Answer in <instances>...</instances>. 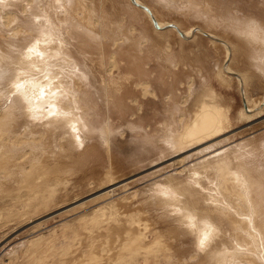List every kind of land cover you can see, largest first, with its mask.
Listing matches in <instances>:
<instances>
[{"label": "rangeland", "instance_id": "rangeland-1", "mask_svg": "<svg viewBox=\"0 0 264 264\" xmlns=\"http://www.w3.org/2000/svg\"><path fill=\"white\" fill-rule=\"evenodd\" d=\"M27 2L34 10H28L29 21L22 9ZM139 2L156 21L169 25L155 30L144 10H134L129 0H77L80 6L73 11L86 24L73 19L70 11L42 8V0L0 4V15L17 14L22 19L18 23L6 19V27L0 20L3 53L20 27L31 24L42 29L39 15L47 9L51 27H61L71 57L68 62L77 63L75 67L70 62L74 68L62 63L70 76L66 78L91 99L96 110L92 125L100 127L108 121L112 132L108 145L95 132L75 151L70 150L67 135L59 133L53 140L51 133L46 134L41 138L49 139L45 150L42 147V165L29 158L38 167L29 165L8 181L0 175V264H214L212 257L221 262L222 255L223 264H264V75L249 58L254 46L219 21H205L190 10L164 7L155 0ZM180 2L184 1L176 3ZM193 2L215 19L222 9L264 24V0ZM189 30V38H183ZM21 37L18 44L28 46L38 36ZM229 55L228 66L234 73L225 75L222 64ZM11 76L7 72L3 77ZM203 94L213 97L215 102L207 104L215 105L213 115L219 116V123L224 121L223 131L196 147L204 150L200 155L197 149L178 155L171 143H176L187 116L196 118ZM1 95L2 86L0 118L9 104ZM12 110L9 120L18 114L15 107ZM23 119L28 125L46 120ZM19 120L12 121L14 135L23 131ZM32 130L41 132L42 127ZM182 158L185 164L180 168L174 161ZM221 164L237 165L249 181L241 188H250L252 205L260 213H255L259 216L254 225L242 193L219 192L220 177L213 174ZM5 166L7 162L0 165L1 174ZM8 168L17 171L15 166ZM219 205V212L214 211L212 207ZM181 214L192 230L197 231L198 225L204 228V233L200 231L206 235L205 246L185 228L187 220L182 223Z\"/></svg>", "mask_w": 264, "mask_h": 264}, {"label": "bare ground", "instance_id": "bare-ground-1", "mask_svg": "<svg viewBox=\"0 0 264 264\" xmlns=\"http://www.w3.org/2000/svg\"><path fill=\"white\" fill-rule=\"evenodd\" d=\"M24 1L25 0H0V4L21 5ZM139 1L129 0V3H130L129 6L133 9L141 8V11L144 10L146 15L149 16L150 22L153 23L152 25L154 26L155 30L158 31L161 29H165V27L169 25V23L160 24L158 21H156V18L153 15V13L150 11V9L145 7L146 5L144 6ZM183 1L184 2H180V4H177L176 3L177 0H155V2H157L160 5L162 4L164 7L174 6L177 9H186L187 11L190 10L194 16L197 17L198 15L199 17L203 18L205 21H208V20L211 22L219 21L222 23L223 26H228L230 31L235 36L242 38L248 45L250 44L258 48L261 51L262 54L256 55V52L253 47L254 52L249 56V58L251 60L252 65L255 66V68L258 69V71H260L264 75V24L260 23L259 21L253 18H247V19L237 18L227 12L222 11V9H221L222 15L219 18L215 19L208 9L203 10V9L198 8L196 4L193 2L194 0H183ZM42 2H43L42 8L45 5H47L48 8L54 9L56 13L58 9H60V11H63L64 13H67L70 11L73 19H76L77 22L80 21L82 24L85 23L84 20L82 19L83 17L80 18L79 13L77 14V11H73L76 6H80V4L77 3V0L75 2L74 0H42ZM36 3L38 4V2ZM28 4L29 2L23 4V7H22L23 12H25L24 16H26L25 19L27 18V20H28V16L30 17V15L32 14V13L31 14L29 13L30 11L28 12V10L31 9ZM46 10L43 9L41 11L42 14L39 15V18L41 17L40 20L42 21V22L39 21L40 25L42 24V29H40L41 27L39 26V29H40L39 30L36 25L33 26L31 24L29 25L31 27L29 26L27 28L20 27V29H17V31H14V35H12L10 39L12 44H8L9 47L7 48V51L3 53L2 48L0 47V86H2L1 99L3 102L8 101L9 103L7 106L8 110L5 111L3 117L0 118V165H5L7 162L8 166L12 165L17 168V171H14L11 168L9 170L8 166H5V171L2 174L0 173V175L3 176V178L6 181L10 179V175L12 177L14 173H19V172L24 171L29 165L38 167L35 164H33L29 160V158L35 159L42 165L43 163L42 156H44L42 155V147L43 149L45 148V145L47 144L49 140L48 135L50 136V133L52 135L51 138H53V140H56L59 133H62L60 135H67L66 141L71 151H75L78 148L84 147V144L87 138L95 134V132L102 135L106 139L105 143L108 145L109 137L112 133L110 124L107 123L108 121L104 125L102 124L100 127L93 126L94 124L92 120L96 113V110L94 106H91L93 105L91 103V99H89L87 92H84L77 87V84L74 82V80L67 79L68 74H66L65 71L63 70L64 67L62 69V63H63V66H66L65 65L66 63L68 64V66H71V68H74V65L75 67H77V63L75 61H70V62H74V65H73V64H70V62H68V60L71 59V57L69 56V53L65 51L66 42H64L65 39H64L63 33H61L60 31L61 27H57L55 25L54 27H51L53 25V21L51 22V20L49 19L50 16L49 18H47L49 13H47ZM32 11L34 10L31 9V12ZM72 11L75 13L72 14ZM18 16L19 15L17 14L10 15V14L5 13V15H0V18H1L0 20H1V23L5 26L4 21L6 19L7 20L11 19V21H15L16 23H18L19 20H22L21 17H18ZM55 19L59 21L57 17ZM27 20L26 22L28 23L29 20L28 21ZM172 26L174 27L175 25H172ZM91 29H89V31ZM174 29H177L178 32L181 33L179 29L177 28V26H175ZM35 35H37L38 37L30 45L21 46L20 44H18L19 39L22 38L21 36L31 38ZM190 35H191V30L183 34V38H189ZM223 47L228 52V54H230L229 44L224 42ZM111 63H114V62L112 61ZM226 71L227 73H231V74L234 73L231 67L229 68V66ZM7 72H12V76H11L12 79L11 78L7 79L3 77L4 74H6ZM5 79L9 81L8 85H7V82H4ZM239 82L241 84L244 83L242 76H240ZM144 89H146V86H144ZM210 97L211 96L209 95L208 97L209 99H208L205 96V94H203V99L200 101L199 106L195 110L196 112H198V114L195 115L196 118L193 120V117H192L193 114L192 115L189 114L187 116L188 118H186V121L184 120L185 122L183 121L180 124V133H178L175 136L176 143L175 144L171 143L172 147L177 146V149L174 151V153H177L179 155L187 149L189 150L197 149L195 153L199 152L198 155H200L201 153L204 152V150L201 149L203 151H199L198 148L196 147L208 141L209 138L211 139L215 138L216 135L220 134L221 131H223L222 128L224 127L222 126H223L224 121L219 123L218 122L219 116H216L214 118V115H213V112L215 111V105L213 103L211 105L207 104L208 102L211 103V101L215 102L213 100V97L211 98ZM57 102L59 103V107L56 106ZM45 106L49 108L47 111L46 109L43 111V108ZM14 107L16 108L18 114L14 115L13 120H9L8 116L12 115L13 113L12 108ZM40 108L42 109L40 110ZM177 109H178V106H177ZM177 109L175 108L176 111H179V109L178 110ZM24 116L30 117L31 119L38 117V118H42L43 120V118H46V120L44 122L40 121V123L37 125L30 124V123H29L30 125H28V124H23L22 120H24L23 119ZM16 120H19L23 128L22 129L23 131H21L19 135L17 134L14 135L15 131L11 127L12 121H16ZM36 127H39V128L42 127V131L40 132V130H37V131L32 130V129H35ZM6 131L8 135L6 136L5 134V136L2 137L3 133H6ZM35 133H40L39 134L40 136L38 135L37 137H35L36 136L34 135ZM46 134L48 135L46 136V138H44L45 140L43 139L44 140L43 141L41 138ZM35 141H39V142L35 143ZM153 142L155 141H151L152 144ZM204 148H205V145H204ZM61 149L65 150L64 148H61ZM66 150L71 152L68 148ZM38 157H40L41 159L38 160ZM183 159L184 158L174 161V163L179 164V166L181 165L180 166L181 168L182 165L185 164L183 163ZM227 164L226 165L221 164L219 166H216V169H215L216 171L213 174L214 177H220V180L218 181L219 192L221 194H227L229 196H231V194L233 193L235 194L242 193L244 195L242 198L244 201V204L249 210V215H250L249 218H251L252 220L251 222L254 225L255 218L259 216L260 213L252 205L253 197L251 196L252 193H251L250 188L248 186L244 187V189L241 188L242 183H246L249 181L244 179V177L241 176L242 175L241 173H240L241 175L239 174L238 172L239 169L237 165H227ZM212 170L214 171V169ZM252 186L253 185L251 184V187ZM243 191L245 192V194ZM193 206L194 205H192V207ZM241 206L243 207V205ZM212 208L216 212H219V210L221 209L220 205L214 206ZM189 212H191V210ZM194 213H200V212H194ZM255 213H259V214H255ZM192 214L188 215L189 218L192 217L191 216ZM195 216L197 215H194V217ZM194 217L193 219L196 220V218ZM180 219L182 223L186 222L187 220V218H185L183 214H181ZM194 220L193 222H195ZM207 221H208L207 223L212 222V221L209 222V220ZM205 222L203 223L205 224ZM252 223H250V225ZM185 224H187V227L185 228H187L189 232H192L195 235H197L196 240L198 241L197 243L199 245H204V243L207 242L206 235L201 234L204 228L202 230L199 227L200 225H198L196 227L197 231H194L192 230V228L189 227L190 225H189L188 220ZM211 225L212 223L209 226ZM211 227L214 228V226H211ZM200 230H202V232ZM212 245L213 243L211 244V246ZM234 253H238V251ZM215 256L218 257V254H216ZM222 256H221V262L218 261L217 258L213 260L214 258L211 256L212 257L211 262H213L214 264H223L224 262L222 261L223 260ZM236 257L238 258V256ZM240 259H242V257ZM239 262L241 261L239 260ZM239 262L235 261V263H239Z\"/></svg>", "mask_w": 264, "mask_h": 264}, {"label": "snow or ice", "instance_id": "snow-or-ice-1", "mask_svg": "<svg viewBox=\"0 0 264 264\" xmlns=\"http://www.w3.org/2000/svg\"><path fill=\"white\" fill-rule=\"evenodd\" d=\"M230 60H231V56L229 55V57H228V61H226V62H224L223 64H222V71L224 72V74L225 75H227V67H228V62H230ZM57 107H59V103L57 102V105H56Z\"/></svg>", "mask_w": 264, "mask_h": 264}]
</instances>
